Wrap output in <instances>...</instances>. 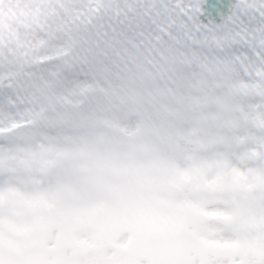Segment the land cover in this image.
I'll return each mask as SVG.
<instances>
[{
  "label": "water",
  "instance_id": "95a60500",
  "mask_svg": "<svg viewBox=\"0 0 264 264\" xmlns=\"http://www.w3.org/2000/svg\"><path fill=\"white\" fill-rule=\"evenodd\" d=\"M97 16L101 18L104 13L99 11ZM40 26L35 15L0 16V49L11 44L13 29ZM177 35L175 23H169L152 44L157 69L134 66L129 57L113 53L116 60L110 64L121 84L112 93L118 103L115 111L138 120L136 138L96 118H85L71 127L49 126L48 130L55 133V140L49 143L36 125L0 133L3 142L0 148L35 145L41 150L42 162H47L50 156L52 160L48 163L55 172L50 178V191L33 190V180L26 176L32 173L31 166L18 162L14 181L18 196L12 203H21L23 208L16 213V208L11 206L16 204L9 202L0 208V228L3 229L0 261L3 264L8 216H13L20 227L13 235H24L28 241L42 245L39 250L19 256L17 264H27V260L46 264L44 259L48 252L44 243L53 230L58 232L53 254L57 259L55 264H63L65 260L77 264L80 256L93 251L92 247L78 244L74 239L75 232L87 229L101 231L107 237L122 233L162 234L167 240V264H190L188 255L192 251H200L203 256L210 254L220 261L233 262L237 257L240 264L259 258L264 242V184L261 181L253 188L237 185L226 195L223 204L229 209V217L200 220L223 226L235 239L233 248L209 245L194 238L186 231L188 222L185 219L177 222L173 216L181 210L182 190L187 182L192 184V194L201 197L208 190L206 176L215 169L223 184L226 166L234 151L252 166L264 156V126L255 129L254 139L250 141L236 135V130L243 128V121L237 117L239 110L245 108L240 98L257 95L263 104L257 116L264 117V91L259 83H237L233 78L237 68L258 73V70L264 71V64L254 59L244 64L211 60L198 64L197 59L184 54L186 50L175 39ZM102 51H107L105 44L95 37L92 27L85 26L76 31L73 46L63 60L73 68ZM180 62L201 70L212 86L207 103L200 111L184 106L158 79V71L169 70ZM70 137L80 139L84 147L79 149L68 144ZM256 140H261V144ZM175 141L191 147L192 152L177 146ZM51 148L57 151L55 157L48 154ZM87 154L93 157H86ZM201 158L208 162L200 163ZM44 181L48 186V180ZM41 195L50 198L51 207L47 204L39 208L33 206L31 201ZM39 214L53 215L54 220L47 227L38 226ZM158 218H161L159 223ZM93 239H98L96 233ZM186 241L190 243L188 247ZM64 247L73 251L79 249V252L63 259L60 250Z\"/></svg>",
  "mask_w": 264,
  "mask_h": 264
},
{
  "label": "rangeland",
  "instance_id": "374dc122",
  "mask_svg": "<svg viewBox=\"0 0 264 264\" xmlns=\"http://www.w3.org/2000/svg\"><path fill=\"white\" fill-rule=\"evenodd\" d=\"M99 10L105 13L102 19L96 18ZM4 13L36 14L41 27L28 32L13 30L11 46L0 51V132L20 124L44 128L53 124L73 125L87 117L99 118L127 133L135 131L133 120L113 111L116 103L110 94L118 82L109 66L110 52L156 66L150 46L161 30L174 22L168 0H9L0 3V15ZM83 26L93 27L110 52L98 53L71 71L63 65L62 54L71 47L76 29ZM25 52L28 54L24 55ZM234 78L238 82H260L264 89V78L256 72L237 69ZM161 81L172 94L196 109L206 103L211 91L203 74L181 65L162 74ZM244 101L250 108L249 112L240 113L246 130L237 134L247 139L256 126L264 123V118L256 116L262 107L257 97ZM259 180L264 181V159L253 168L234 153L224 184L219 185L216 173L209 175L210 190L190 203L199 207L211 204L213 212L224 214L227 210L222 200L227 192L239 184L253 187ZM91 234V230L77 233L80 239H89ZM211 238L229 241L221 229L213 226ZM96 259L92 255L81 264H97Z\"/></svg>",
  "mask_w": 264,
  "mask_h": 264
},
{
  "label": "snow or ice",
  "instance_id": "6c2138e0",
  "mask_svg": "<svg viewBox=\"0 0 264 264\" xmlns=\"http://www.w3.org/2000/svg\"><path fill=\"white\" fill-rule=\"evenodd\" d=\"M168 3L178 29L175 39L186 50L185 55L226 64H244L248 59L264 64V0H168ZM258 74L264 75V71L258 70ZM4 152L0 148V208L18 196L14 185L18 161ZM49 199L41 195L31 203L37 208L46 204L51 207ZM53 220V215L39 214L36 224L47 227ZM222 246L230 247L228 243ZM63 264L71 261L65 260Z\"/></svg>",
  "mask_w": 264,
  "mask_h": 264
},
{
  "label": "flooded vegetation",
  "instance_id": "af4514ba",
  "mask_svg": "<svg viewBox=\"0 0 264 264\" xmlns=\"http://www.w3.org/2000/svg\"><path fill=\"white\" fill-rule=\"evenodd\" d=\"M184 103L190 105V103L188 102H184ZM244 128L246 130V127ZM45 141L49 143L52 142L53 140L49 137V139H46ZM67 142H70L77 147L83 146L82 143L77 139H71L70 141ZM258 143L260 142L258 141ZM48 151L50 152L48 153L49 155L55 157V153L57 151L54 148L48 149ZM4 155L14 156L17 158L18 162L23 161V164L31 166L32 173L26 176L32 178L33 190L42 191V192L50 191V184H51L50 178L54 177L55 175V172L51 170L52 166L50 165V163H48L52 159L49 156L47 162L45 161L42 162L41 150L39 147L35 145H26L22 147L16 146L5 149ZM45 179L48 180V186L47 183H45L44 181ZM189 190H190V185H187L184 190L186 194V201L183 203L184 208H182L181 212L177 214L176 218L179 221L186 218V220L189 222L187 225V231L191 235L203 241H207L214 245H223L225 243H228L230 247L233 246L234 241L230 238L228 242H224V243L215 241L214 239L211 238V226H215V225L196 224L197 217L194 213H198L210 217L216 214L212 212L211 204L205 205L203 207H199L197 205H193L192 203H190L191 199H195V198L189 196ZM9 203L16 204V205H11V204L8 205V206L10 205L14 206L16 208L15 209L16 213L20 212V210L23 208V205L21 203H12V202ZM128 209H132V208L128 206ZM226 215L227 214H218L217 216H226ZM14 224H15V220L13 219V216L12 217L8 216L6 219V226H5V230L7 231V236H6V244L4 245V250H3L4 264H17V260L19 256L29 251L39 250V247L41 245L40 243H33L28 241V237L24 235H20V234L13 235L15 232L20 230V227L17 226V224L15 225ZM215 228L221 229L217 226H215ZM2 231L3 229L0 228V232ZM76 238H77V242L84 244H91L98 250L97 252L92 253L89 256L80 259L79 260L80 264L81 261L88 259L92 255H96L97 264H167V244L165 243L167 242V240L162 234L161 235L149 234V235L138 236L135 243L129 248L130 254L126 253V248L130 246L131 237L126 234L117 236L116 238L114 237V235L112 236L109 235L107 239L101 237L102 238L101 241L96 243H92L90 241L91 236L89 237V239H80L77 236ZM55 239H56V234L52 232L49 238L47 239V241H45L44 243V246H46L48 252L45 256V262L49 264L54 262V257L52 255L55 252ZM7 242H9V245L7 244ZM23 243L26 244L24 245ZM189 244H190L189 241H186L185 246L188 247ZM60 251L63 253V256L66 258L69 257L73 252L78 253L79 249L72 251L70 250V248L64 247V249ZM260 254H261L260 257L256 259V261L250 260V264H264V245L262 247ZM13 259H16V261ZM188 259L190 261V264H211L212 262H217L216 260L213 259L212 256L207 255L203 257L200 251L190 252L188 255ZM218 263L238 264V261H234L233 263H228V262H218ZM27 264H33V263L32 261L30 263V261L27 260Z\"/></svg>",
  "mask_w": 264,
  "mask_h": 264
}]
</instances>
